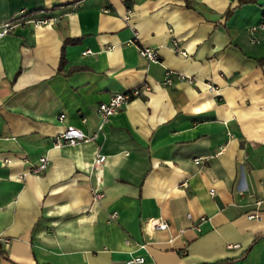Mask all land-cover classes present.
Segmentation results:
<instances>
[{
    "label": "crops",
    "instance_id": "0c3cea01",
    "mask_svg": "<svg viewBox=\"0 0 264 264\" xmlns=\"http://www.w3.org/2000/svg\"><path fill=\"white\" fill-rule=\"evenodd\" d=\"M188 2L0 0L54 17L0 36V264H264V0ZM69 124L97 137L55 146Z\"/></svg>",
    "mask_w": 264,
    "mask_h": 264
},
{
    "label": "built area",
    "instance_id": "2783aa9c",
    "mask_svg": "<svg viewBox=\"0 0 264 264\" xmlns=\"http://www.w3.org/2000/svg\"><path fill=\"white\" fill-rule=\"evenodd\" d=\"M29 12L24 11H18L15 15H13L11 18L6 19L2 22H0V36L3 34H6L10 32L13 27L20 23H32L34 25H41L48 23L49 20L54 19V17H38L33 18L31 15L27 14ZM264 26V21L261 22L260 27ZM175 46L177 42L173 40L172 42ZM138 52L141 56L145 57L146 59L150 61H157L158 60V53L155 49L147 47V46H138ZM89 51V50H88ZM173 71L167 70L164 78L162 80L163 84H171L175 79L181 81L185 80L189 83H196L197 79L193 76L186 75L183 73H174L175 79L172 78ZM210 86V85H209ZM212 89V87L210 86ZM142 90H149V87L146 85H143L141 87H133L132 89L124 92H115L113 93L107 100L102 101L98 105V112L101 116L107 117L111 114H113L116 110H118L120 107H122L124 104H126L132 97L135 95H138ZM64 117V113H61L59 115V119H62ZM97 137V133H93L92 135H88L83 129L80 127H77L75 125H66L65 128L58 133L54 137V144L55 146L59 147L62 145H76L81 141L85 140H92ZM106 159V155L102 153H96L93 164L94 166L102 164ZM202 160V157H195L194 162L200 163ZM48 166V159L45 156H41L38 159V162L32 166V171L34 173H40L46 170ZM213 188L210 189V193L213 192ZM94 196L96 198L101 197V193H94ZM187 216H190V213H187ZM248 218H259L258 212H250L247 215ZM201 220H204V217H200ZM146 227L149 230L154 229H164L167 227V223L157 217L151 218L149 221L146 222ZM7 240H4V243H6ZM144 261L143 256H134L128 259V262L138 263Z\"/></svg>",
    "mask_w": 264,
    "mask_h": 264
},
{
    "label": "trees",
    "instance_id": "16d2710c",
    "mask_svg": "<svg viewBox=\"0 0 264 264\" xmlns=\"http://www.w3.org/2000/svg\"><path fill=\"white\" fill-rule=\"evenodd\" d=\"M186 1V5H189V2L188 0H185ZM250 2H256V0H237V6H241L243 4H246V3H250ZM234 10L233 9H228L226 12H225V17H228L232 11ZM79 40V37H67L63 40V44H62V48H61V53H60V62L63 63L64 62V48L67 44H72V43H75ZM260 61H264V57L260 59Z\"/></svg>",
    "mask_w": 264,
    "mask_h": 264
}]
</instances>
